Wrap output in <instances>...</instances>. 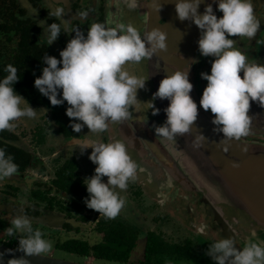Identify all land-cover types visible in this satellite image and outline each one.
<instances>
[{"label":"flooded vegetation","instance_id":"1","mask_svg":"<svg viewBox=\"0 0 264 264\" xmlns=\"http://www.w3.org/2000/svg\"><path fill=\"white\" fill-rule=\"evenodd\" d=\"M42 1L49 11L57 7L65 8L64 16L50 18L61 24L66 32L67 42L75 35L72 32L74 28L79 27L86 34L87 28L94 22L113 24L118 20L131 23L141 33L153 27L163 30L175 23L172 15V9H175L173 0H159L163 5L159 11L152 7V0H140V7L135 10L128 9L124 0ZM251 2L261 28L250 40L233 38L236 40L235 46L244 51L249 62H264V0ZM207 3H213L218 17L222 15L216 8L215 0H207ZM28 5L31 7L29 3ZM55 42L58 44L57 40ZM59 47L63 49L60 45ZM157 54L158 52L153 55L156 56L155 59L151 57L149 62L144 59L139 63L146 66L145 74H148V79L142 77L147 80L145 87L138 90V96L146 99L130 109L131 116L125 122H110L106 132L95 133L96 137H93L85 126L80 132L72 131L69 134L55 122L47 109L31 105L39 112H47L50 117L30 140V144L34 143L36 147H32L34 144L30 147L22 139L23 136L13 130L15 138H10L7 134L0 136V147L12 154L19 166V173L0 182V245L18 249V239L7 240L4 229L10 226L14 213L20 212L18 205L21 201L25 204V212L30 216L33 228L39 229L44 238L53 243V248L45 255L75 262L89 263L85 260L93 257L94 264H98L94 256H84L71 250L70 246L79 243L91 246L106 243L107 236L116 237L123 231H135L139 235L137 250L142 247L143 253L149 236L162 238L167 244L184 246L189 243L206 253L212 241L223 237L235 235L238 247H242L249 239L264 242V218L256 216L249 201L230 184L227 176L209 183L200 180L199 187L185 181L187 178L183 172L191 173L199 166L197 148L192 143L196 135L193 126L190 134L171 140L156 136L154 126L165 122L164 109L169 104L167 98L161 100L157 97L153 100V94L157 91L168 64L158 58ZM192 58H197V62L192 64L189 77L193 84L191 96L204 120L214 126V114L210 109L204 110L199 104L207 84V80L200 74L210 72L214 58L202 56L198 47ZM139 64L132 63L134 74L140 75ZM149 64L152 65L151 69ZM152 102L160 109L158 114H153L150 108ZM249 114L252 115V125L248 135L235 141L257 159H264V106L251 102ZM121 125L128 129V140L134 136L139 142L138 151L128 148L138 165L137 178L129 182L126 191L116 189L125 197L126 204L118 216L109 219L85 204V198L89 194L83 181L94 174L96 165L89 159L92 151L90 146L83 153L80 150L85 139L97 142L122 139L119 135ZM102 179L107 182L106 176ZM161 200L164 202L161 203ZM149 215L153 216L150 224L147 220ZM201 228L204 229L203 232H200ZM253 232L256 233L255 236H252ZM58 254H63L66 258L58 257ZM208 257L211 261L202 264H216ZM171 262L200 264L179 255L171 259ZM134 264L143 262L139 260Z\"/></svg>","mask_w":264,"mask_h":264},{"label":"clouds","instance_id":"2","mask_svg":"<svg viewBox=\"0 0 264 264\" xmlns=\"http://www.w3.org/2000/svg\"><path fill=\"white\" fill-rule=\"evenodd\" d=\"M124 3L130 10L140 7V0H124ZM201 3L202 0H175V9L181 21L190 20L201 30L198 39L200 54L214 58L210 72L200 74L207 84L199 104L214 114V131L223 134V150L228 151V141H239L250 131L251 102L264 106V62H249L244 51L235 46L233 37L250 40L256 36L261 24L251 0H215L216 8L222 12L219 17L213 3H207L200 13ZM152 7L159 11L163 5L159 0H152ZM48 15L60 18L65 15V8L57 7ZM73 31L75 35L60 51V58L48 54L42 57L46 66L35 78L34 86L53 106L67 101L66 114L74 118L71 120L73 131L80 132L87 126L91 132L104 133L110 122L128 120L130 109L137 103L138 90L145 87L148 79L131 73L126 65L139 64L153 57L158 50L166 49L167 34L160 27L141 33L133 24L118 20L113 24L94 22L86 34L79 27ZM61 32L60 23L47 24V45L56 41ZM196 62L197 58H192L183 69L174 67L175 70L160 81L153 100L167 98L169 104L164 109L165 122L154 126L156 136L171 140L191 133L199 111L190 94L193 84L189 80L191 66ZM4 71L7 74L0 78V131L12 130L14 122L22 117L37 115L35 108L14 88L20 79L18 68L8 64ZM150 108L153 114L160 111L153 102ZM206 140L204 134L198 132L192 143L199 148ZM82 144L80 152L90 146L89 159L96 165L94 174L83 181L89 194L85 204L99 211L100 215L114 219L126 204L125 197L116 189L126 191L129 182L137 178V162L123 139L97 142L89 138ZM233 166L238 167V162L234 161ZM17 173L19 166L13 155L0 147V182ZM105 176L107 182L102 179ZM24 206L21 201L18 205L20 212L14 213L4 234L7 240L18 239V250L25 255L11 258L7 264H31L27 257L46 254L53 248V243L45 239L39 229L33 228ZM203 231L201 228L200 232ZM255 235L253 232L252 236ZM237 245L235 235L223 237L209 244L207 255L216 264H264V242L249 239L242 247ZM0 264H3L2 260ZM167 264L172 262L167 261Z\"/></svg>","mask_w":264,"mask_h":264},{"label":"trees","instance_id":"3","mask_svg":"<svg viewBox=\"0 0 264 264\" xmlns=\"http://www.w3.org/2000/svg\"><path fill=\"white\" fill-rule=\"evenodd\" d=\"M31 7L22 0H0V78L7 73L4 68L8 64L18 68L20 79L14 84L15 90L30 105L47 109L55 122L66 132L73 131L71 120L66 114L69 106L67 101L53 106L48 97L43 96L34 86V80L42 74L46 66L42 57L54 55L52 45H47V24L52 23L49 10L42 0H27ZM34 9L35 11L31 10ZM64 29L57 39L58 44L65 48L67 36ZM12 130L0 131L1 135L15 138ZM116 238V239H115ZM139 235L135 231L121 232L120 235L108 239L106 243L91 245L75 244L70 249L84 256H94L98 264H134L133 256L137 250ZM176 255L185 257L196 263H209L207 253L187 243L184 246L164 243L159 237H148L143 264H167Z\"/></svg>","mask_w":264,"mask_h":264},{"label":"water","instance_id":"4","mask_svg":"<svg viewBox=\"0 0 264 264\" xmlns=\"http://www.w3.org/2000/svg\"><path fill=\"white\" fill-rule=\"evenodd\" d=\"M206 4L207 0H202L198 8L200 13H203ZM172 15H174L175 23L163 30L167 31L168 36L177 40L179 44H173L166 50L167 55L171 56L169 61H171L172 66L178 67L185 53L188 54L189 60L191 59L198 47L201 30L190 20L181 21L177 16L176 9H172ZM185 64L181 65L180 68L183 69ZM191 70L192 68L189 77H191ZM173 71V67L166 66L163 71L164 74L161 76L162 79ZM201 114L198 111V117L193 124V128L196 134L202 132L207 140L202 147L196 150L199 156L197 169L191 173H187L189 171L183 172L187 178L185 181L195 183L199 187L200 180L209 183L214 180L220 181L222 177L227 176L230 184L249 201L256 216L264 218V159H257L256 156L249 150L242 148L235 140L228 141V151H224L223 141L221 140L223 134L214 131V126L206 122ZM76 141L81 142L82 140ZM234 161L238 162V167L233 166ZM0 253L3 254L0 256L3 264H7L11 258L25 255L17 248L6 245H0ZM27 258L31 261V264H89L59 259L45 254L33 255Z\"/></svg>","mask_w":264,"mask_h":264},{"label":"rangeland","instance_id":"5","mask_svg":"<svg viewBox=\"0 0 264 264\" xmlns=\"http://www.w3.org/2000/svg\"><path fill=\"white\" fill-rule=\"evenodd\" d=\"M24 3H25V5H27V6H29L28 5V3L25 1V0H22ZM131 17H133V13H132V16ZM137 17L138 16H136V19H137ZM136 22H137V20H136ZM164 31V30H163ZM165 32H167V31H165ZM167 35H166V44H167V46H168V48H169V46H171V45H179L178 44V42H177V40H174L173 38H171L170 36H168V33H166ZM47 36V35H46ZM47 38V37H46ZM52 46H53V48H54V51H55V54H56V57L57 58H60V51H61V48L59 47V45L54 41L52 44H51ZM168 48L166 49V50H168ZM166 50L164 51V49L163 50H158L157 52H158V54L157 55H159L158 56V58H160L162 61L164 60L165 62H167L168 64H166L168 67H169V65L171 66V67H175V66H172V64H171V61H169V60H171V56H168L167 55V52H166ZM185 50V49H184ZM155 57L156 56H154L153 58L155 59ZM147 60H148V62L150 61V58H146ZM189 60V57H188V54L187 53H185V55H183L182 56V58H181V63L179 64V66L177 67V68H179V69H181L180 68V66L181 65H184L187 61ZM164 63V62H163ZM156 64H155V62H154V66H155ZM152 65H150L149 64V68L151 69L152 67H151ZM126 68H127V70H129L131 73H133L134 74V72H133V65H132V63H129L128 65H126ZM154 68V67H153ZM155 68H157L156 66H155ZM138 69H141V72H140V77H148V74L146 75L145 74V70H146V66L143 64V63H141V64H139L138 65ZM175 70V69H174ZM149 73H150V70H149ZM156 75H157V73H156ZM146 98H143V96H141V98L138 96V100H137V103H136V106L135 107H137L138 106V102L139 103H141L142 101H144ZM160 100V99H159ZM162 100V99H161ZM156 101V100H155ZM154 101V102H155ZM25 103H27V101L25 102ZM146 105V104H145ZM148 105V104H147ZM145 107V106H144ZM146 110H148V109H145V111ZM35 111H36V113H37V115L34 117V118H28V117H22V118H20L19 120H17V121H15L14 123H15V127L12 129L14 132H16L19 136H23V140H24V142L25 143H27L30 147H31V145L32 144H34V143H32V144H30V140L34 137V135L36 134V132H38V130H39V127L40 126H44L45 124H46V121L47 120H49V115H48V113L47 112H45V111H42V112H39V111H37L36 109H35ZM123 125V124H122ZM121 125V128H119V135L122 137V139L123 140H125V142L129 145V147L128 148H131V149H136L137 151H138V144H139V142L137 141L138 139H134V136L133 137H130V138H132V139H130V140H128V138H129V134H127V127L125 126V127H123ZM89 132H91V131H89ZM89 135L90 136H93V137H96V135H95V133L94 132H91V133H89ZM36 144H34V145H32V147H36L35 146ZM213 203H215V202H213ZM150 217H148V221H149V224L153 221V216H151V215H149ZM154 223V222H153ZM113 236L112 235H109V236H107L106 238L107 239H111ZM1 242V241H0ZM143 248L141 247V248H139L138 250H136V252H135V254H134V256H133V259H134V262L135 263H137V261H139V260H141V258L143 257ZM58 257H64V258H66V256L65 255H63V254H58L57 255ZM85 261H87V262H89V263H91V264H94V258L93 257H90V258H87ZM101 264H103V263H101Z\"/></svg>","mask_w":264,"mask_h":264}]
</instances>
